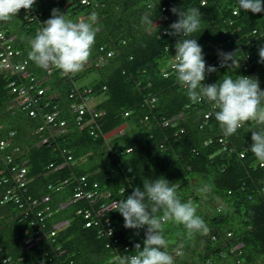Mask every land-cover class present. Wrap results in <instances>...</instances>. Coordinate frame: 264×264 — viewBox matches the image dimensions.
<instances>
[{
	"label": "trees",
	"instance_id": "16d2710c",
	"mask_svg": "<svg viewBox=\"0 0 264 264\" xmlns=\"http://www.w3.org/2000/svg\"><path fill=\"white\" fill-rule=\"evenodd\" d=\"M79 1L36 0L32 9L39 17L32 14L31 20H22L19 12L3 24L14 34L15 47L39 86L46 88V97L52 96L46 105L42 102V113L56 111L55 121L63 120L65 125L63 132L39 142L48 135L44 130L35 133L42 119L30 117L26 110L6 108L13 94L7 90L8 78L0 74V125L3 131L13 132L12 147L17 148L11 163L26 167L25 193L37 200L24 209L13 203L0 205V258H8V264H113L110 258L115 254H134V244L143 247L146 227L125 228L118 211L105 209L114 200L126 198L134 187L143 188V181L162 176L178 186L182 201H191L210 229L207 235L189 239L183 226L167 225V250L183 252L177 261L264 264V166L249 149L248 129L255 125L225 136L214 115L209 116L214 105L207 100L193 103L188 98L170 65L175 43L184 37L165 31H171L169 25L178 18L171 8L199 7L202 31L193 37L202 46L206 64L218 69L207 74L203 83L247 75L256 77L264 90V63H258V50L264 46V12L241 9L238 14L237 0H160L159 4L158 0ZM149 3L158 4L157 8L150 10ZM54 8L73 21L98 15L91 57L84 70L72 76L58 69L48 74L29 57V41L39 22L49 19ZM149 12L154 21L150 27L142 22ZM107 50L112 54L101 57ZM218 50L235 51L241 59L236 72L219 66ZM89 72L95 74L92 80L76 84ZM8 76L10 82L13 75ZM71 89L76 93L69 96ZM82 92L86 98L104 95L90 108L102 110L103 115L86 122L90 114L85 112L79 129L71 105L82 100ZM204 114H208L206 118ZM120 125L121 133L103 137ZM127 148L129 152H125ZM49 164L53 167L48 168ZM78 181L83 183L80 188L93 192V201L72 200ZM12 183L0 182V195ZM206 185L211 190L202 193L200 189ZM38 210L42 211L39 220L46 236L37 241L26 239ZM84 211L98 224L85 227ZM105 222L113 226L110 236L99 232ZM237 242L241 243L239 250L229 252Z\"/></svg>",
	"mask_w": 264,
	"mask_h": 264
},
{
	"label": "clouds",
	"instance_id": "9594fccd",
	"mask_svg": "<svg viewBox=\"0 0 264 264\" xmlns=\"http://www.w3.org/2000/svg\"><path fill=\"white\" fill-rule=\"evenodd\" d=\"M159 2L160 0H158V4ZM35 3L36 0H0V31L3 33L0 42L7 38L13 40L12 33L7 32L3 26L4 22H9L13 17H17L21 9L26 13L29 12ZM237 3L238 14L241 9L254 14L264 12V0H237ZM80 4L83 3L80 2ZM158 4L149 3L147 7L152 10L157 8ZM200 6H207V4H201ZM170 11L176 14L178 18L169 25L171 31L167 29L165 31L170 36L184 37V39L176 41L175 54L170 61L171 69L177 82L183 86L188 98L193 103L207 100L214 105V112L209 113V116L214 115L225 136L234 135L239 129L244 128L245 125L254 124L255 127L248 129V131H251L252 141L249 149L260 165L264 166V90L260 88L259 80L254 76L237 75L234 79L229 75L225 76L219 83H203L207 74L217 72L218 69L216 66L206 64L202 46L193 37V33L202 31V13L199 7L188 9L173 7ZM142 22L149 27L154 23L151 12L142 17ZM97 23L98 15L96 13L90 14L86 20L78 18L77 21H73L65 18L64 13H61L59 9H52L51 17L42 22L41 28L29 41L30 59L44 70L55 68L66 76L82 72L91 57L92 48L96 42L98 28L94 27V25ZM4 45L5 43L1 46ZM8 45L9 49H11L12 45ZM99 50L101 51L103 48L99 47ZM111 54L112 52L107 50L103 52L101 57H108ZM258 55V63H264V46L259 48ZM218 56L220 67L231 68L235 72L240 67L241 59L235 56V51L223 52L218 50ZM16 62L14 57L12 63ZM9 73L0 68V74L8 78V93H10ZM6 108L19 109L13 103V100L8 102ZM207 115L204 114L203 117L206 118ZM41 121L43 123V119ZM162 124L166 125L167 121H163ZM44 126L43 123L42 130L47 132L48 135L39 140L42 143L49 136L58 134V132L50 130V127L44 128ZM2 127L0 125V142L2 143L0 147V181H3L6 177L10 178V169L7 170L9 166H14L16 169L22 167L26 173L25 166L11 163V155L17 151V148L12 147L11 137L13 132L3 131ZM122 129L123 125L117 126L104 134L103 137L108 139L113 134L121 133ZM63 130L64 128H62V132ZM35 133H40V131L36 129ZM129 151L130 148L125 150V152ZM65 162L71 165L69 161L65 160ZM49 165L48 168L53 167L52 164ZM78 183L77 188H80L83 183L79 181ZM177 187V185L170 183L162 176L157 177L150 182L143 181V188L134 187L131 194L127 195L126 198L114 200L111 205L106 207V212L118 211L122 215L125 228L139 230L146 227L143 247L141 248L139 243L134 244L135 253L120 257L117 264H183L177 261V258L183 255L182 251L179 249L167 250L169 241L164 235L166 226L169 224L183 226L189 239L196 234L207 235L210 232L202 217L197 215V207L191 201H182L177 192ZM81 189L87 190V188ZM210 190V186L207 185L200 189L202 193H207ZM4 191L3 189L0 199L3 204L10 203L11 201L3 199ZM100 196L104 197L107 194H100ZM93 197L92 200L84 199L93 201L96 198L95 196ZM22 200L24 203L28 200H35L37 203V200L31 199L25 193V190L22 193ZM30 201H28L26 206H32ZM24 206L18 208H24ZM43 210L46 209L44 208ZM36 212H40V215L42 213L41 210ZM34 217L37 219L31 220L30 223L33 226L29 230L26 239L37 241L46 235L44 225L42 221H39L40 217L36 215ZM50 232L48 235L52 236L53 234L50 235ZM111 234L110 230L109 236ZM240 246L241 243L237 242L230 246L228 251L231 253L238 251ZM2 260H5V262L2 263ZM0 264H8V258H2Z\"/></svg>",
	"mask_w": 264,
	"mask_h": 264
},
{
	"label": "built area",
	"instance_id": "2783aa9c",
	"mask_svg": "<svg viewBox=\"0 0 264 264\" xmlns=\"http://www.w3.org/2000/svg\"><path fill=\"white\" fill-rule=\"evenodd\" d=\"M81 3H85L86 0H80ZM39 30V29H38ZM2 31H0V39L2 38ZM10 41V38H7L3 41L0 42V68L2 70H11L14 72L17 71H21L23 70V68L25 67V62L23 61L20 64L17 63H12L14 57L17 55V51H11L9 49V45L8 42ZM3 43H5L4 46ZM51 70L48 69L47 71ZM29 73L28 72H24L23 74L20 75L21 79L19 81V83H14V81L9 83L10 86V92L13 94V103H15L16 106H18L20 109H25L28 108L29 104L35 99L36 95L41 91L40 89H35L34 84L31 82H26L23 81L22 79L25 77H28ZM18 79V78H17ZM30 80H32V78L30 77ZM16 81V80H15ZM78 91V90H77ZM83 92H85V90H83ZM83 92L81 93V101L74 103L71 105V109L73 112H76V116H75V120L78 123V128H82L83 123L81 122L83 119L81 118L82 114H84L85 112H87L88 114H90V116L87 118L88 120L86 122H95L96 120H98V118L103 115V111L98 110V111H93L91 110L87 105H86V101L87 98L86 96L82 95ZM76 93L75 89H71L69 96H72ZM79 93V92H78ZM54 117V113H49L45 118L43 119V123H44V128L45 127H50V130L56 131V132H62V128L64 127V121L60 120L59 122H52V118ZM43 129L42 126L37 128V131H41ZM2 143L0 142V147H1ZM7 161H9V159H7ZM50 166V165H49ZM25 174V169L20 167L18 169L12 167L10 169V178H12V186L10 189H7L6 191H4V195H3V199L5 201H11L14 203L19 204V207H23L24 205H26L28 203V200L26 203L23 202L22 200V193L25 190V182H26V178L24 176ZM82 179V178H81ZM93 186H95V184H93ZM93 192H90L88 190H83L81 188H77L76 191L72 194V200L78 199V198H86L89 200H92L93 198ZM28 199V197H26ZM31 205H35L36 201L35 200H31L30 201ZM28 207V206H27ZM45 209H47L45 207ZM36 216L40 217V212H36L35 214ZM82 216L84 217L85 222H84V226L88 227L91 225H96L98 224V222L96 221L95 218H93L92 216H90V213L88 211H84ZM104 228L99 227V232L102 233L104 232V234L109 235V231L113 229V226L109 223V222H105L104 224H102ZM53 232H50V235H52ZM120 257L115 254L114 256H112L111 261L114 262V264H117V261ZM116 261V263H115ZM5 260H2V263H4Z\"/></svg>",
	"mask_w": 264,
	"mask_h": 264
},
{
	"label": "bare ground",
	"instance_id": "6f19581e",
	"mask_svg": "<svg viewBox=\"0 0 264 264\" xmlns=\"http://www.w3.org/2000/svg\"><path fill=\"white\" fill-rule=\"evenodd\" d=\"M33 14V15H32ZM30 15H32V16H36V17H39L40 16V14L39 13H37V12H35V13H33V9L31 8V10L29 11V12H25L23 9H21L20 10V16H21V19L22 20H25V19H28V20H31V17L32 16H30ZM44 21H46V20H44ZM43 21V22H44ZM41 26H42V22H39V26L37 27V29H36V31H35V34L37 33V31H38V29H40L41 28ZM13 36H12V39L13 40H11L10 39V41L8 42V44H11L12 45V47H11V51H17V55L15 56V59H16V63L17 64H20V63H22L23 61L25 62L24 64H25V67L23 68V70H21V71H17V72H14V71H11V70H6L7 72H10V74L11 75H13V77H12V80L10 81V82H12V81H14V83L16 82V83H19V81H20V79H21V77H20V75L21 74H23L25 71L26 72H28L29 73V76L28 77H25V78H23L22 80L23 81H26V82H31V83H33L34 84V87H35V89L37 90V89H40L41 91L36 95V97H35V99L29 104V106H28V108H25V109H21V110H26L27 111V113H28V115L30 116V117H32V118H34V117H36V116H39L41 119L43 118V119H46L45 117L49 114V113H42V108L40 107L41 106V104H42V102H44L43 103V105H46L45 103H46V100L48 99V98H51L52 96L51 95H48L47 97H46V88H43V87H40L39 86V84H38V81H37V79H36V77L34 76V74L30 71V69L27 67V60L26 59H24L23 57H22V55H21V51H20V49L19 48H17V47H15V36H14V34H12ZM54 70H56L55 68H51V70H49V71H47V70H45L46 71V73H48V74H50L51 72H53ZM64 75V74H63ZM30 77L32 78V80H30ZM18 78V79H17ZM16 80V81H15ZM9 82V83H10ZM13 100V99H12ZM17 108H19L18 106H17ZM20 109V108H19ZM53 109H55V106H53ZM93 110V109H92ZM51 113H54V117L52 118V122H56L55 121V116H56V114H57V112L56 111H53V112H51ZM64 123H65V121H64ZM69 159H71V158H69ZM12 167H14V166H9L8 168H7V170H9V169H11ZM84 178H82V180H83ZM10 181H12V178H8V177H6L3 181H0V182H2V183H9ZM7 189H10V188H7ZM7 189H4L5 191L7 190ZM10 203H13V202H10ZM3 204V201L0 199V205H2ZM13 204H15L17 207H19V204H17V203H13ZM25 207V206H24ZM26 208V207H25ZM24 209V208H23ZM26 210V209H25ZM39 221H41V220H39ZM2 258H0V260H1ZM10 261V260H9Z\"/></svg>",
	"mask_w": 264,
	"mask_h": 264
},
{
	"label": "rangeland",
	"instance_id": "374dc122",
	"mask_svg": "<svg viewBox=\"0 0 264 264\" xmlns=\"http://www.w3.org/2000/svg\"><path fill=\"white\" fill-rule=\"evenodd\" d=\"M94 77H95L94 72H89L86 75H84L82 78L77 80L76 84H82V83L88 82V81L92 80ZM103 98H104L103 94H97L94 96H90L88 98V101H87V106L89 108H91V107L95 106L97 103L101 102L103 100Z\"/></svg>",
	"mask_w": 264,
	"mask_h": 264
}]
</instances>
